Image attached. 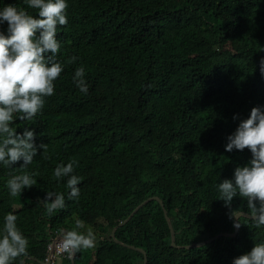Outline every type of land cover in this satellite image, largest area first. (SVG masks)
Segmentation results:
<instances>
[{
  "label": "trees",
  "instance_id": "trees-1",
  "mask_svg": "<svg viewBox=\"0 0 264 264\" xmlns=\"http://www.w3.org/2000/svg\"><path fill=\"white\" fill-rule=\"evenodd\" d=\"M67 24L57 26L63 71L54 94L31 120L14 114L11 127L35 133L37 154L11 168L0 163V236L4 218L17 217L28 239L25 264H41L57 234L84 222L95 246L75 254L74 264H233L264 242V226L241 216L235 236L230 212L248 213L247 201L234 197L231 208L217 185L233 179L250 151H225L227 137L264 109V0H66ZM38 10L25 0H0ZM7 35V23L0 24ZM38 35V33H37ZM72 56L78 59L67 63ZM85 69L88 92L73 76ZM236 119H233V117ZM46 145L45 149L39 145ZM76 160L80 195L67 199V178L57 181V164ZM36 173L31 188L12 197L7 180ZM64 193L65 207L51 216L41 202L47 192ZM157 196L171 220L175 243L160 203L151 200L121 226L132 210ZM134 246L119 244L111 237ZM88 256V258H87ZM18 257L13 264H24ZM61 264H71L63 257Z\"/></svg>",
  "mask_w": 264,
  "mask_h": 264
},
{
  "label": "clouds",
  "instance_id": "clouds-1",
  "mask_svg": "<svg viewBox=\"0 0 264 264\" xmlns=\"http://www.w3.org/2000/svg\"><path fill=\"white\" fill-rule=\"evenodd\" d=\"M25 3L28 8L38 10V18L15 5L0 9V24L7 23V35L0 32V163L9 168L20 160H23L21 167L31 164L38 150L33 130L25 127L22 134H17L11 127L14 114L19 113L20 119L31 121L43 108L45 97L54 94V81L63 71V65L56 58L60 51L57 26L67 24L66 0H25ZM77 59L72 56L67 63H74ZM259 69L264 76V57L259 61ZM84 77L85 69L78 67L73 80L86 94L89 85ZM39 148L45 149L46 145L41 144ZM245 148L251 153L249 163L236 167L233 179H224L217 185L218 199L225 207L231 208L232 200L237 196L247 201L248 213L241 209L230 212L229 218L235 217L233 226L236 229L242 225L241 216L253 220L258 228L264 226V109L259 106L253 107L249 117L227 137L226 152ZM76 165V160H70L67 164H57L53 172L57 181L67 178L69 200L80 195L78 185L82 178L74 174ZM36 175L25 172L11 176L7 180L10 195L20 196L23 189L34 186L37 181L33 177ZM41 202L51 216L65 207V195L49 191ZM16 221L17 217L11 213L4 218L0 264H13L18 257L27 255L29 242ZM75 224L76 228L60 236L57 244L60 252L67 253L69 259H74L81 249L94 247L96 242L91 228L86 232L77 230L84 228L82 220L77 219ZM233 264H264V242L255 244L249 252L235 258Z\"/></svg>",
  "mask_w": 264,
  "mask_h": 264
},
{
  "label": "water",
  "instance_id": "water-1",
  "mask_svg": "<svg viewBox=\"0 0 264 264\" xmlns=\"http://www.w3.org/2000/svg\"><path fill=\"white\" fill-rule=\"evenodd\" d=\"M151 200H156V201H158V202L160 203L161 207L163 208V210H164V215H165V219H166V221H167V224H168V227H169V230H170V235H171V246H172V247L177 246L176 243H175V232H174V229H173V227H172L171 220H170V218H169L168 215H167V211H166V210L164 209V207H163L162 200H161L159 197H157V196H151V197H148V198H146L145 200H143L140 204H138V205L132 210V212L129 214V216H128L126 219H124L121 223H119L117 226L119 227V226H121L122 224L126 223L130 217L134 216V215L139 211V209H140L142 206H144L147 202H149V201H151ZM245 213H247V212H245ZM245 217H247V216H245ZM234 221H235V217H234ZM117 226H115V227L112 229V231H111V237L113 238V240H114L115 242L119 243V244H122V245H124V246H127V247H129V248L134 249V246H132V245H128V244H125V243H123V242H121V241H119L118 239L115 238V230H116V227H117ZM238 231H239V229L234 228V230H233L231 233H223V232H220V233H218L217 235H215V236H213V237H211V238H208V239H206V240H204V241L196 242V243H191V244H189V245H181V246H179V247H180V248H184V247H185V248H192L193 246H201V245H204V244L207 243V242H212V241H214V240H215L217 237H219V236H232V237H233V236H235V235L237 234ZM62 235H63V234H61V233H57V234L54 235V237L51 238V244H50V250H49V254H48V260L51 258V255H52V253H53V250H54V248H55V246H56V241H57V239H58L60 236H62ZM135 249H137L138 251H140V252H142V253L144 254V262H143V264H146V260H147V258H146L145 252H144L142 249H140V248H135ZM25 258H26V257H24V259L22 260L24 264H25ZM40 262H41V264H49V261H40ZM71 264H74V259H71Z\"/></svg>",
  "mask_w": 264,
  "mask_h": 264
},
{
  "label": "built area",
  "instance_id": "built-area-1",
  "mask_svg": "<svg viewBox=\"0 0 264 264\" xmlns=\"http://www.w3.org/2000/svg\"><path fill=\"white\" fill-rule=\"evenodd\" d=\"M58 240L56 241V246H55V248L53 250V253L51 255V258L48 260V256H47L44 259L45 261H49L50 264H60L61 263L60 260L63 257H68L67 253H61L60 250H59V248L57 247ZM48 249L50 250V245L49 244L47 245V251H48ZM57 260H59L60 262L57 261Z\"/></svg>",
  "mask_w": 264,
  "mask_h": 264
},
{
  "label": "rangeland",
  "instance_id": "rangeland-1",
  "mask_svg": "<svg viewBox=\"0 0 264 264\" xmlns=\"http://www.w3.org/2000/svg\"><path fill=\"white\" fill-rule=\"evenodd\" d=\"M76 227H74V229H75ZM78 231H80V230H78ZM81 232V231H80ZM54 237V236H53ZM59 239V238H58ZM57 239V240H58ZM49 245L51 244V241L48 243ZM48 254H49V249H48V251H47V253H46V257L48 256ZM24 257H26V256H24ZM24 257L22 258V260L24 259ZM87 258H88V256H87Z\"/></svg>",
  "mask_w": 264,
  "mask_h": 264
}]
</instances>
